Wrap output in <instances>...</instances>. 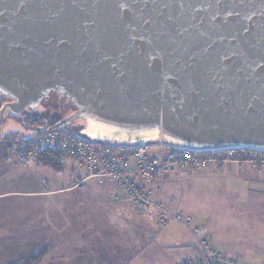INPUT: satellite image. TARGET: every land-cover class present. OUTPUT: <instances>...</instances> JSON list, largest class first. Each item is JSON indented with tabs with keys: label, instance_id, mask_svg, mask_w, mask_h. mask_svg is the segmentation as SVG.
<instances>
[{
	"label": "water",
	"instance_id": "1",
	"mask_svg": "<svg viewBox=\"0 0 264 264\" xmlns=\"http://www.w3.org/2000/svg\"><path fill=\"white\" fill-rule=\"evenodd\" d=\"M51 94L98 143L264 151V0H0V125Z\"/></svg>",
	"mask_w": 264,
	"mask_h": 264
},
{
	"label": "rangeland",
	"instance_id": "2",
	"mask_svg": "<svg viewBox=\"0 0 264 264\" xmlns=\"http://www.w3.org/2000/svg\"><path fill=\"white\" fill-rule=\"evenodd\" d=\"M72 110L71 104L51 94L37 109L25 112L32 118L37 116L54 120L66 118ZM39 134L34 129L25 128L21 121L11 117H7L0 125V195L6 196L0 200V212L4 207L17 208L21 221L29 222L22 229L16 228L15 235L0 241V264H20L23 259L39 251L45 254L49 251L47 264H82V262L87 264L85 257L89 256L99 259L101 264H124L125 261V264H180L183 260L200 256L199 247L190 252L189 244L181 245L182 239H189L193 235H189L190 233L176 222L170 223L164 229L156 228L155 225L150 226L151 233L155 232L152 235L155 236L154 243L136 252L120 231L117 233V230H122L119 223L112 222L107 214L101 212L106 208L103 200L93 195V191L98 188L95 181L90 180L80 184L82 186L80 189L74 186L75 184H71L77 179L76 173L79 168L74 170L68 164L62 166L61 172H56L37 166L36 159L28 165L18 164L20 167L6 163L5 158L10 145ZM151 151L165 155L169 149L164 146H153ZM213 174V171L205 168L198 172L171 176L164 187L165 194L170 193L174 198L171 207L182 213V216L191 217L196 223L201 224L203 226L200 225L201 229L204 230L202 237L211 247L229 257H236L240 262L246 261L245 264H264V223H256L260 230L254 229L252 225L258 219L260 209H264V194H250L257 192L261 187L256 184L249 185V182L248 184L229 182L228 185H223V181L215 178ZM71 185L77 189L64 190L47 197L36 195L48 189H63ZM236 193L240 194L235 197ZM127 205L131 209V206ZM68 208L71 211L68 212ZM42 210H46V213L42 214ZM80 210L87 218L93 219L94 225L102 226L104 237L100 241L101 246L93 254H86L83 247H80L77 224L78 217H81L78 214ZM16 218L18 219V216ZM49 218H53L55 223V219L60 223L62 218L70 220V228L63 232L64 236L70 234L69 239L59 234L60 224L58 226L53 224V228L47 224ZM108 226H113L112 228L117 230L114 231L112 228L108 230ZM132 227L128 224L125 229L130 235H134L135 240H130V243L136 241L138 234L137 230L132 232ZM2 228L5 229V225ZM0 231L3 232V229ZM114 232H116L115 240L109 241V238H113L110 235ZM120 237L123 238L121 242H119ZM145 237L146 235L142 239ZM90 261L91 264H99L95 259L94 263L92 259Z\"/></svg>",
	"mask_w": 264,
	"mask_h": 264
},
{
	"label": "built area",
	"instance_id": "3",
	"mask_svg": "<svg viewBox=\"0 0 264 264\" xmlns=\"http://www.w3.org/2000/svg\"><path fill=\"white\" fill-rule=\"evenodd\" d=\"M152 147L98 143L56 125L26 142L10 145L6 158L10 162L28 165L40 151L54 150L62 166L75 162L84 170V180L94 179L100 185L109 183L116 201L129 202L139 214L155 211L158 227L164 228L176 222L194 236H200L201 226L193 218L170 213L163 204L154 202L152 184L177 172H198L211 164H249L264 171L263 150L223 148L192 151L164 146L169 149L168 153L159 155L151 151ZM198 246L200 256L183 260L180 264H243L236 257H229L211 247L203 237L199 238Z\"/></svg>",
	"mask_w": 264,
	"mask_h": 264
},
{
	"label": "crops",
	"instance_id": "4",
	"mask_svg": "<svg viewBox=\"0 0 264 264\" xmlns=\"http://www.w3.org/2000/svg\"><path fill=\"white\" fill-rule=\"evenodd\" d=\"M5 161H6V163L13 165L14 167H20L17 163L10 162V161L6 160V158H5ZM68 164H70L72 166L71 168L74 170H77V168H79L75 162H69ZM36 165H37V163H36ZM37 166H40V165H37ZM40 167H43V166H40ZM43 168H48V167H43ZM206 169L213 171L214 177L219 179V180H222L223 185L224 184L228 185L229 182L236 183V184H240V183L248 184V182H249V185L250 184H256V185H259V187H261L260 190H258L257 192H252L250 194H254V195L255 194H257V195H260V194L263 195L264 194V171L257 170L255 168H253L252 166H250L249 164L237 165L235 163H232V164H225L223 166H217L215 164H211ZM79 170H77V173H76L77 179L71 183V184H75L74 186L78 187V189H80L82 187L80 184H84L90 180H94V179L84 180L86 177V173L81 168H79ZM187 173L188 172H184V171L177 172L175 174H172V175L166 176L164 178L158 179L151 186L152 190L154 191L153 201L158 203V204H163V206L170 213H179L178 210H176V209L174 210L172 208L173 204H174V201H172V200L174 198L170 193L165 194L164 187H165L166 183L168 182V180L171 176H179V175L187 174ZM216 173H219V174H216ZM94 181H95L96 185L98 186V188L95 191H93V195L102 199L103 203H104V207L106 208L105 211H101V212L107 214L106 216L109 217L112 222L115 221L117 224L119 223L118 225L122 229V230H117V228H112L113 226H108V230H110L112 228V230H114V231L116 229L117 233H118V231H120L121 235L126 238V242L129 241V246L131 245L132 247H134L136 252H140V251L144 250L145 248L149 247V245L152 242L154 243L155 236L152 237V235L155 234V232L152 231V233H151L150 226L155 225L156 228L158 227L157 221H156L157 215H156L155 211H152V212L146 213V214H139L134 210L133 206L129 202H127L125 200H122V201H116L115 200L114 195H113V191H112L109 183H105L103 185H100V184H98V182L96 180H94ZM248 186L246 188L247 192L249 191ZM75 189H77V188H74L71 185L70 187L63 188V189L62 188H58L56 190H49L48 189L47 191H44L42 193H36V195L40 194L43 197H47V196H52L54 193L62 192L64 190H75ZM239 194L240 193H236L235 197H237V195H239ZM5 197H6L5 195H0V200H1V198H5ZM168 201L170 204L168 203ZM127 204H129L131 206V209H129ZM67 211L69 212L71 210L68 208ZM80 211L81 212L78 214L81 215V217H78V219H77V221H78L77 224L79 225L78 226L79 227L78 238L81 241L80 247H83V250H84V252H86V254H93L96 252V249H99V247L101 246L100 241H102L103 237H104L103 232H102V226L101 225H99V226L94 225L93 219L87 218L86 214L84 212H82V210H80ZM44 213H46V210H42V214H44ZM179 214H182V213H179ZM12 215H13V217H12ZM47 215H48V212H47ZM16 216H18V219L16 218ZM55 220H56V223H55L53 218L52 219L49 218V220H47V224L49 226H51L52 228H53V224L54 225L56 224L57 226L60 224L61 227L59 229L60 230L59 234L64 236L63 232L67 231L71 226L70 220L68 221V220H64L62 218L61 223L59 220H57V219H55ZM84 220H87V221H84ZM259 222H261V224L264 223V209H260L258 219L255 220L254 224H252V225H254V229L260 230L256 224ZM28 223L24 222V220L21 221V215L17 211V208L4 207L0 212V230L3 229V232L0 231V241H3L4 239L11 237L12 235H15L16 234V228L22 229V227L26 226ZM123 223H125V224H123ZM128 224L133 226L132 232H133V230H137L136 232H138L136 241L134 243H130V240H135L133 237L134 235H132V234L130 235V232H128V230H125L126 226ZM4 225H5V229L2 228V227H4ZM114 225H116V224H114ZM178 225H180V224H178ZM199 225H201V224H199ZM180 226L185 231H188L190 233L189 235H191V236L193 235L188 229H186L182 225H180ZM164 228H162V229H164ZM203 231L204 230H202V232L200 233V236H194L193 235L194 237L192 236L189 239H182L181 245H183V244L188 245L189 244L190 246H189L188 250H190V252H193V250L195 251V249H198V247H199L198 241H199V238L202 237ZM211 233L213 235L215 234V232L214 233L211 232ZM144 235H146V237H145V239H142V237ZM69 236H70V234L68 233L64 237L69 239ZM110 236H113V238H109L108 239L109 241L115 240L114 237L116 236V232H114ZM216 238H218V237L216 236ZM122 240H123V238L120 237L119 242H121ZM183 240H186L187 242L184 243ZM112 245L113 244L111 243L110 246H112ZM125 248H126V245H125ZM232 249H233V247H232ZM256 253H258V252L256 251ZM49 254H50L49 251H47V253L40 260L39 264H45V263L47 264L48 259H49L48 258ZM99 258L101 259V257H99ZM90 259L93 260V263H94V259H95V262L101 264L99 259H96L92 256H89L87 258L85 257L87 264H91ZM239 262H240V260H239ZM125 263H126V261H125ZM241 263L245 264L246 261H243V262L241 261ZM82 264H84V263L82 262Z\"/></svg>",
	"mask_w": 264,
	"mask_h": 264
},
{
	"label": "trees",
	"instance_id": "5",
	"mask_svg": "<svg viewBox=\"0 0 264 264\" xmlns=\"http://www.w3.org/2000/svg\"><path fill=\"white\" fill-rule=\"evenodd\" d=\"M1 103L2 102L0 101V106H1ZM36 118L38 117H33V118L30 116L25 117L24 118L25 124L30 125V124L36 123L35 121ZM45 120L48 122L49 128H52L59 123V120H56V119L50 120L49 118H45ZM27 140L28 139H21L19 143L26 142ZM35 162H37V164L40 166L48 167L56 172H61L63 170L62 165L58 161V154L54 150H51V149H44L40 151L36 157ZM44 255H45V252L39 251L37 254L23 259L22 260L23 262L21 261L20 264H39L40 260L42 259Z\"/></svg>",
	"mask_w": 264,
	"mask_h": 264
},
{
	"label": "flooded vegetation",
	"instance_id": "6",
	"mask_svg": "<svg viewBox=\"0 0 264 264\" xmlns=\"http://www.w3.org/2000/svg\"><path fill=\"white\" fill-rule=\"evenodd\" d=\"M36 123H33V124H30L29 126H32V127H38V128H41L43 126H46L47 127L49 126L48 122L45 120V118H36ZM45 121V122H44ZM49 128V127H48Z\"/></svg>",
	"mask_w": 264,
	"mask_h": 264
}]
</instances>
